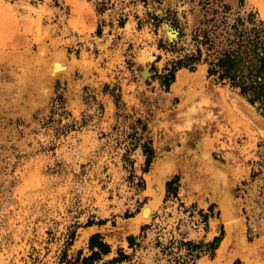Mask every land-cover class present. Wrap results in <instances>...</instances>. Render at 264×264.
I'll list each match as a JSON object with an SVG mask.
<instances>
[{"label": "rangeland", "instance_id": "374dc122", "mask_svg": "<svg viewBox=\"0 0 264 264\" xmlns=\"http://www.w3.org/2000/svg\"><path fill=\"white\" fill-rule=\"evenodd\" d=\"M220 4L264 21V0H0V264H65L96 232L93 264H264V114L204 64L158 78Z\"/></svg>", "mask_w": 264, "mask_h": 264}, {"label": "trees", "instance_id": "16d2710c", "mask_svg": "<svg viewBox=\"0 0 264 264\" xmlns=\"http://www.w3.org/2000/svg\"><path fill=\"white\" fill-rule=\"evenodd\" d=\"M197 4L201 10L206 5ZM237 6L243 7V0H237ZM228 11V5L220 4L212 9V14L219 13L218 18L211 16L199 21V26L192 30L190 36L192 48L182 58L173 61L166 74L158 76L159 83L167 90L177 69L184 67L192 71L196 64H204L206 77H212L215 83L235 90L259 114H264V21L255 10L247 11L244 16L236 14L231 21H227L225 14ZM149 162L146 156L145 165ZM173 184L174 181L165 182V194L170 192ZM131 238H126L128 243ZM214 240L216 243L218 238ZM86 248V255H81V250H78L74 257L65 259V264H93L110 251V245L97 232L89 235ZM118 256L123 257V254L119 251Z\"/></svg>", "mask_w": 264, "mask_h": 264}, {"label": "bare ground", "instance_id": "6f19581e", "mask_svg": "<svg viewBox=\"0 0 264 264\" xmlns=\"http://www.w3.org/2000/svg\"><path fill=\"white\" fill-rule=\"evenodd\" d=\"M57 62V61H56ZM59 63V62H58ZM56 63L55 66L53 67L54 70L59 68V64ZM54 64V63H53ZM60 69V68H59ZM200 71H196L195 73H193L192 75L186 73L185 71H181L179 73H177L176 75V80L174 82V84L172 85V89L174 91H176L179 88L182 87L184 84L190 82H192L191 86L194 84H196L199 81V77H200ZM199 85V84H198ZM197 86V85H196ZM194 87V86H193ZM198 87V86H197ZM199 88V87H198ZM177 91V92H178ZM214 101V100H213ZM216 102V101H215ZM213 103V102H212ZM210 106V105H209ZM218 106V105H217ZM241 106V105H240ZM240 106L237 107L240 109ZM208 107V106H207ZM204 108V107H201ZM200 108V109H201ZM238 109V110H239ZM203 110V109H202ZM205 110V109H204ZM241 110V109H240ZM228 115V114H227ZM211 139V138H210ZM156 172V171H155ZM154 177H152V174L148 175V193L150 194V196H154V192L158 197V193L160 191L159 185H157V182H155ZM154 199H157L156 197H154ZM155 205V202H151L149 205H147L141 214H139L135 219H133V221H131V225H130V229L131 230H135L138 227V224L141 223L142 221H144V219H146V217H148L150 211L153 209ZM149 218V217H148ZM224 221V220H223ZM225 223V222H224ZM226 224V223H225ZM238 224V223H237ZM236 224V225H237ZM224 225V224H223ZM137 230V229H136ZM241 234V233H240ZM227 244L229 245V239L226 238L224 242L221 243L220 248H218V259L223 255ZM244 259V258H243ZM229 260V259H228ZM251 260V259H250ZM245 264H248V262L245 260L244 261ZM243 262V263H244ZM258 264V263H257Z\"/></svg>", "mask_w": 264, "mask_h": 264}, {"label": "crops", "instance_id": "0c3cea01", "mask_svg": "<svg viewBox=\"0 0 264 264\" xmlns=\"http://www.w3.org/2000/svg\"><path fill=\"white\" fill-rule=\"evenodd\" d=\"M193 120H191L190 122H188V123H190L189 124L190 127L193 126L194 123H195V121H193ZM177 156H178L177 150L176 149L175 150L174 149L173 150L171 149L169 152H166L165 151L164 154H162L161 156L155 158L154 161H160L162 164H169L170 165V163L177 161V159H178ZM213 162H214V160L212 158H210V156H209V163H210V165L213 166V167H215V165H213Z\"/></svg>", "mask_w": 264, "mask_h": 264}, {"label": "water", "instance_id": "95a60500", "mask_svg": "<svg viewBox=\"0 0 264 264\" xmlns=\"http://www.w3.org/2000/svg\"><path fill=\"white\" fill-rule=\"evenodd\" d=\"M170 170H171V169H170ZM168 173H169V172H168ZM168 173H166V174L164 175V177H165ZM162 187H163V184H162ZM142 207H143V206H142ZM142 207H141V208H142ZM141 208H140V210H141ZM92 234H93V233H92Z\"/></svg>", "mask_w": 264, "mask_h": 264}]
</instances>
